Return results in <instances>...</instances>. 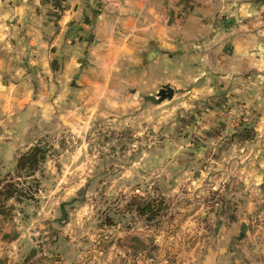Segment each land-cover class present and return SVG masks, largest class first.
<instances>
[{
    "label": "rangeland",
    "instance_id": "rangeland-1",
    "mask_svg": "<svg viewBox=\"0 0 264 264\" xmlns=\"http://www.w3.org/2000/svg\"><path fill=\"white\" fill-rule=\"evenodd\" d=\"M53 13L0 0V181L30 192L0 215V264H264V54L99 48L94 18ZM33 145L46 160L17 177Z\"/></svg>",
    "mask_w": 264,
    "mask_h": 264
},
{
    "label": "crops",
    "instance_id": "crops-1",
    "mask_svg": "<svg viewBox=\"0 0 264 264\" xmlns=\"http://www.w3.org/2000/svg\"><path fill=\"white\" fill-rule=\"evenodd\" d=\"M72 8H64L53 24L80 21L91 23L98 47L110 48L106 41H120L123 46L143 50L150 40H159L168 53L176 49L184 55L219 54L229 48L228 71L238 70L235 58L245 67L253 53L264 54V1L260 0H69ZM95 2L102 7L93 12ZM78 8V9H76ZM81 10V11H83ZM55 13V9H54ZM53 13V14H54ZM175 40L179 43H175ZM181 43V44H180ZM119 43H114L115 46ZM176 44V45H175ZM106 45V46H105ZM178 46V47H177ZM143 47V48H142ZM195 48V49H194ZM118 52V51H117ZM114 52H110V55ZM116 54V53H115ZM255 56V55H254ZM256 57V56H255ZM229 58V59H228ZM252 59V58H251ZM251 61V60H250ZM252 64V62H251Z\"/></svg>",
    "mask_w": 264,
    "mask_h": 264
},
{
    "label": "trees",
    "instance_id": "trees-1",
    "mask_svg": "<svg viewBox=\"0 0 264 264\" xmlns=\"http://www.w3.org/2000/svg\"><path fill=\"white\" fill-rule=\"evenodd\" d=\"M47 2L55 9V20H57L60 16L59 12L63 9L61 1L47 0ZM47 153L48 149L40 145H33L21 153L15 162L14 170L17 177L27 178L34 175L45 162ZM19 183L13 179L0 181V215L7 214L6 211L12 208V205L6 206L8 200L15 199L19 202L29 195L30 192L25 188H20ZM164 207L162 199L153 198L139 204L137 211L140 216L151 220L160 216Z\"/></svg>",
    "mask_w": 264,
    "mask_h": 264
},
{
    "label": "water",
    "instance_id": "water-1",
    "mask_svg": "<svg viewBox=\"0 0 264 264\" xmlns=\"http://www.w3.org/2000/svg\"><path fill=\"white\" fill-rule=\"evenodd\" d=\"M261 2H263L264 0H260ZM157 53H158V50L156 47L150 49L149 51H147L146 53H144V61L147 62V61H150L152 60L153 58H155L157 56ZM172 93L171 89H169V95ZM245 229V226L242 225L241 227V232H243Z\"/></svg>",
    "mask_w": 264,
    "mask_h": 264
}]
</instances>
